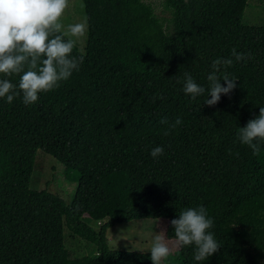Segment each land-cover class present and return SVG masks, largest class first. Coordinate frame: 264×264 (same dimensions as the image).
<instances>
[{
  "label": "trees",
  "instance_id": "trees-1",
  "mask_svg": "<svg viewBox=\"0 0 264 264\" xmlns=\"http://www.w3.org/2000/svg\"><path fill=\"white\" fill-rule=\"evenodd\" d=\"M161 1L171 33L142 0H80L88 28L71 54L83 57L79 69L34 104L0 98V264H151L150 252L110 249L107 230L200 206L219 250L198 262L185 246L162 264H264V142L253 155L237 138L264 107V24H243L244 0ZM233 49L251 56L236 62ZM218 58L233 59L218 75L236 87L209 107ZM185 73L204 94L184 93ZM20 75L0 79L19 91ZM157 146L164 153L154 159ZM38 150L73 188L68 203L29 189ZM63 228L96 256L71 257Z\"/></svg>",
  "mask_w": 264,
  "mask_h": 264
},
{
  "label": "clouds",
  "instance_id": "clouds-1",
  "mask_svg": "<svg viewBox=\"0 0 264 264\" xmlns=\"http://www.w3.org/2000/svg\"><path fill=\"white\" fill-rule=\"evenodd\" d=\"M69 7V0H0V74L11 76L21 74L19 91L8 79H0V98L12 103L16 96L22 94V102L31 105L37 102L40 93H47L66 81L73 70L79 69L83 57H72L75 40L64 39V35L81 38L86 35L88 18L80 23L68 26L67 33L61 35L63 25L61 18ZM81 8L85 5L81 3ZM236 62L249 59L250 53H237L232 50ZM233 65V59H216L212 62V72L207 76L209 82L208 96L205 104L215 106L222 95H229L236 87V80L225 72L222 79L218 75L221 68ZM27 68V70H25ZM224 81L225 86H221ZM183 91L192 99L205 93V88L194 82L192 76L185 73ZM161 124H168L161 120ZM183 121L178 117L164 131L169 135ZM239 142L247 145L253 155L260 152V143L264 142V107L259 108L256 118L250 119L246 126L239 128ZM164 153V148L157 146L150 152L152 158ZM207 209L203 206L182 210L178 219H172L170 225L175 239L169 241L162 231L154 235L150 252L151 264H162L171 254L173 247L195 246L194 259L205 261L216 253L220 245L209 229L213 226Z\"/></svg>",
  "mask_w": 264,
  "mask_h": 264
},
{
  "label": "rangeland",
  "instance_id": "rangeland-1",
  "mask_svg": "<svg viewBox=\"0 0 264 264\" xmlns=\"http://www.w3.org/2000/svg\"><path fill=\"white\" fill-rule=\"evenodd\" d=\"M263 0H244L245 8L243 10L242 22L245 25L261 26L264 24V9L260 5ZM152 8L153 14L161 20L164 32L171 33V24L169 13L162 7L161 0H142ZM80 0H69V7L65 10L61 18L63 25L61 33H67L68 26L83 21V11L80 7ZM67 39L75 40L76 48L82 52L85 44V36L75 38L70 35H64ZM30 190L38 191L47 187L53 194L57 195L65 202H69L73 196V188L66 185L62 180L60 166L50 156L41 151H36L32 171L29 179ZM171 220H135L125 224H117L107 230V244L110 249L149 252L152 240L155 234L164 232L167 239H175L174 230L170 225ZM105 220L91 221L88 223L93 228L99 227ZM63 246L71 257L96 256L95 247L87 242L72 236L65 228L62 232ZM178 248L173 247L170 256L174 255Z\"/></svg>",
  "mask_w": 264,
  "mask_h": 264
}]
</instances>
